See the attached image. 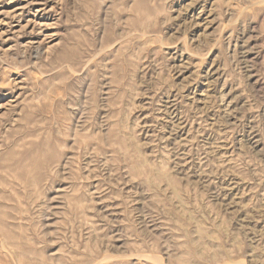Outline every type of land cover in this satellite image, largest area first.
Masks as SVG:
<instances>
[{
    "label": "rangeland",
    "instance_id": "rangeland-1",
    "mask_svg": "<svg viewBox=\"0 0 264 264\" xmlns=\"http://www.w3.org/2000/svg\"><path fill=\"white\" fill-rule=\"evenodd\" d=\"M0 264H264V0H0Z\"/></svg>",
    "mask_w": 264,
    "mask_h": 264
}]
</instances>
